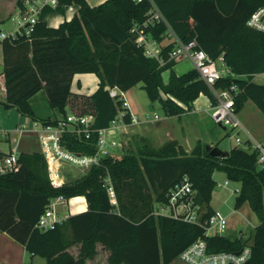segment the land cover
<instances>
[{"label":"trees","instance_id":"obj_1","mask_svg":"<svg viewBox=\"0 0 264 264\" xmlns=\"http://www.w3.org/2000/svg\"><path fill=\"white\" fill-rule=\"evenodd\" d=\"M152 3L165 21L154 23L146 33L160 45L165 60L176 47L174 37L181 43L195 41L212 59L223 58L234 76L222 77L210 87L196 70L178 75L174 67L180 59L161 66L147 57L132 30L148 19ZM61 4L77 5L78 13L58 27L39 21L30 36L1 40L6 101L0 104L17 108L22 116L42 125H56L58 118L37 117L31 99L44 91L50 108L65 118L73 97L79 114L95 115V131L89 138L66 134L64 143L71 151L96 154L98 130L109 127L121 113L129 124L124 100L112 98L109 90L125 93L140 83L150 101L158 102L168 117L191 112L201 95L214 106L213 89L233 85L239 88L236 112L251 101L264 116V82H258L264 80V32L247 25L264 7V0H106L96 7L86 0H61ZM82 73L99 79L91 96L71 91L75 75ZM6 156L0 152V162ZM18 156L16 170L3 172L0 167V232L32 258L40 256L47 264H86L97 256L101 245L109 252L108 264H172L203 239L211 252H238L250 245V264H264V169L257 163L256 152L234 147L227 158H214L201 142L190 153L174 140L158 148L146 143L137 152L101 158L82 177L60 187L53 185L40 151ZM217 170L241 184L235 209L248 204L259 219L246 240L208 237L200 225L157 213L187 178L196 204L204 211L202 219H209L215 212L211 201ZM76 197L85 198V212L68 216L52 229L37 227L51 201ZM78 245L75 257L69 250Z\"/></svg>","mask_w":264,"mask_h":264},{"label":"built area","instance_id":"obj_2","mask_svg":"<svg viewBox=\"0 0 264 264\" xmlns=\"http://www.w3.org/2000/svg\"><path fill=\"white\" fill-rule=\"evenodd\" d=\"M141 2L143 0H137ZM151 1V0H149ZM63 6L61 0H20L14 17V29L10 32L0 30V40L5 38H17L21 36H30L40 21V15L45 8H57ZM68 10H72L73 6H65ZM165 21L162 14L152 3V10L148 15V19L141 25H136L132 32L136 33V44L143 48L145 55L154 58L164 66L168 61L187 59L192 63L193 70H196L206 84L212 87L220 78L234 76L232 71L226 67L223 58L218 60L212 59L205 51L197 47L195 41L189 43H181L176 37L175 49L170 53L167 60L161 55L160 45L146 33V30L156 22ZM247 25L250 28L264 32V7L259 8L249 19ZM1 26V23H0ZM4 75L0 74V78ZM239 92V88L233 85L230 89L214 90L213 94L216 98V104L211 109L212 120L220 126H228L233 131L238 132L242 129V124L238 119L236 112L235 97ZM112 98L120 97L124 100V106L127 107L124 93L118 89H110ZM6 101L5 86L0 81V102ZM128 108V107H127ZM124 114L121 113L113 120L109 127L98 130L97 152L94 155H86L71 151L64 143V136L70 134H84L89 138L95 130L93 125L95 122L94 114H68L65 118L58 120L56 125H41L39 131V141L41 145V153L44 155L51 181L55 187L63 185V172L58 167L64 164L77 166L81 170L89 169L93 165H98L101 158L113 155L115 148V135L121 127L138 125L141 120L130 113L131 122H124ZM151 121H158L160 117L154 113L147 116ZM26 126H21L18 131L24 132ZM237 145H242L243 141L235 135ZM253 152L258 155L257 163L264 169V142H252ZM18 154L16 152L9 153L0 162L3 172H10L18 168ZM228 185V182L225 183ZM239 192V191H238ZM110 196L115 202L112 187L109 188ZM65 199L58 198L51 201L49 207L39 218L37 227L41 230H48L55 227L56 224L62 223L65 218L57 215L55 207L58 204H64ZM164 207L168 208L165 213ZM161 207L157 213L161 215H169L174 218H180L189 223L197 224L205 229L206 236L224 235L228 228L227 217L220 211H215L209 219H202V207L195 202V192L191 188L188 179L185 178L181 185L177 186L170 195L167 206ZM251 247L245 246L238 252H211L209 251L207 242L199 239L186 250H184L178 260L182 264H250Z\"/></svg>","mask_w":264,"mask_h":264},{"label":"rangeland","instance_id":"obj_3","mask_svg":"<svg viewBox=\"0 0 264 264\" xmlns=\"http://www.w3.org/2000/svg\"><path fill=\"white\" fill-rule=\"evenodd\" d=\"M87 3L96 7L106 0H86ZM74 9L79 8L77 5L73 6ZM63 10L65 8L66 12L68 8L65 6L59 7ZM47 14H54L55 9H48L44 11ZM9 18L5 23H2L0 30L3 32H10L14 29V17ZM1 40H0V55L1 53ZM190 67V62L186 59L180 65L179 70H186ZM74 80V87L78 88L77 82L78 79H81L80 88L83 90H92L96 87L98 82V77L93 73H82L78 75ZM169 77L168 71L163 73V78L165 82ZM258 82H264L263 79H259ZM200 98V99H199ZM197 101V108L199 112L193 114H186L180 117L166 116L162 106L156 102L152 103L143 88V84L140 83L131 90L126 92V100L129 104L132 105L135 110V116L141 120L140 124L133 125V130L129 133L132 135L131 140H126V138H120V141L115 138V151L113 156L121 157L129 152H137L143 145L149 143L153 147H160L168 141H172L171 138L180 140V142L187 148H194L198 142L206 145L213 144V147H218L223 151H229L234 147H240L245 149L243 145H237L235 135L236 132L233 131L228 126H220L216 124L210 113L201 111L202 104L204 99H208L207 96L201 95ZM195 101V102H196ZM34 106L36 112L40 117H45L47 114L52 113L50 108L46 93L41 92L34 100ZM10 109V108H9ZM0 111L3 114L8 112L2 104H0ZM156 113L160 119L158 121H151L147 116L153 115ZM6 118V115H4ZM141 128H146L144 132V137L141 140L139 139V130ZM242 135V134H241ZM243 136V135H242ZM147 137V138H146ZM176 141V140H174ZM178 142V141H177ZM179 143V142H178ZM193 150V149H192ZM191 150V151H192ZM63 170L65 171L68 180H76L82 177L87 169L81 170L77 166L71 164H64ZM214 180L216 181V188L213 193L211 206L215 211L222 212L228 220V228L225 231L224 235L228 236L231 239L242 237L243 239H248L254 233L255 228L259 225V219L254 212L250 209L249 205H244L241 209H235V199L238 196V191L240 190V182L232 181L227 178L225 172L221 170L215 171ZM228 182L226 186L225 183ZM84 198V197H83ZM56 212L59 217H63L68 210V204H58L56 207ZM165 213H168V208L164 207ZM80 246H75L71 249L74 255H78L80 252ZM98 257L92 259L91 264H108L106 259V250L101 248V245L97 246ZM47 264L46 260L40 256L32 257L30 254L27 258L19 262V264ZM0 264H3L0 262ZM87 264V262H86ZM172 264H182L178 259L175 260Z\"/></svg>","mask_w":264,"mask_h":264},{"label":"crops","instance_id":"obj_4","mask_svg":"<svg viewBox=\"0 0 264 264\" xmlns=\"http://www.w3.org/2000/svg\"><path fill=\"white\" fill-rule=\"evenodd\" d=\"M17 2L18 0H0L1 23H5L7 20H9V18L13 17V15L16 13V10H17ZM48 9H55L56 12H54V14L52 15L47 14L44 11ZM78 10L79 8L74 9V7L72 8V10H68L67 12L65 8H63V10H61V8L59 9V7L45 8L40 15V21L46 22L50 27H58L63 22L70 21L78 13ZM1 50H2V46H1ZM185 60L186 59H180L174 67V71L178 75H181L190 70H193L192 63L189 60L188 61L190 62V67L186 70L184 69L179 70L180 65ZM3 70L4 69H3V53H2L0 55V74L1 75L3 74ZM78 75L79 74L75 75L73 79L72 88H71L72 93L74 95L91 96L98 88L99 79H98V82L95 88H93L92 90L85 91L82 88H80L81 79H78V82H77L78 88H75L73 85L75 78L79 77ZM0 81L4 85V76L0 78ZM41 92H39L37 95H35L31 99V105L37 117L40 119H46L49 117L52 119L53 118L61 119V116L59 115V113L53 109H52V113L47 114V116L45 117H40L37 114L33 100ZM124 98L126 100V92L124 93ZM126 103H127V107L130 113L135 115L136 112L133 109L132 105L129 104L127 100H126ZM197 107L198 106H197V101H196L193 104V110L186 114H193V113L199 112V109ZM212 107L213 105L210 99L209 98L204 99L201 111L210 113ZM67 111H68V114H72V113L79 114L77 107L73 106V97L69 101ZM4 115H6V118H4ZM237 115H238V119L240 120L242 124V129L236 132V136L242 139L243 141L242 145L245 146L244 150L248 152H253L252 145H251L252 142H264V116L261 113V111L255 106V104L251 101L246 102L243 109ZM23 125L26 126L27 130L21 133L18 131V129ZM41 125H42L41 122H36L31 118L22 116L18 112L17 108L8 109V112H6V114H3V112L0 111V152L5 153L7 155L11 152H16L18 155L20 153H33L37 151L41 152V145L39 141V131H40ZM131 130H133V125L121 127L119 131L116 133L115 138H117V140L119 141L121 137L126 138V140H131L132 135H130L129 133ZM145 131H146V128H141L139 130L140 134L138 137L140 140L142 138H145L144 137ZM171 140L178 141L179 144L182 145L184 149L186 150V152L188 153H190L191 150L193 149V147L187 149L178 139L171 138ZM210 146L213 147V144H211ZM114 151H115V148L113 152ZM58 168L61 169L63 172V184L74 181V180H68L67 175L65 171L63 170V166H60ZM64 204H68L67 213L63 216V218L65 219L70 215H76L79 213H83L88 209V204L85 198L83 197H76L70 200H66ZM101 248L103 247L101 246ZM71 249L69 250V252L73 254ZM106 252H107L106 259H108L109 252L108 251ZM28 255L29 253L25 250L23 246L18 244L7 233L0 232V262H2L3 264H19V262L24 261ZM74 256L78 257V255H74ZM91 262L92 260H88L87 264H91ZM23 264H25V262H23Z\"/></svg>","mask_w":264,"mask_h":264},{"label":"water","instance_id":"obj_5","mask_svg":"<svg viewBox=\"0 0 264 264\" xmlns=\"http://www.w3.org/2000/svg\"><path fill=\"white\" fill-rule=\"evenodd\" d=\"M205 149L214 158H227L229 156L228 151H223L218 147H212L210 145H206Z\"/></svg>","mask_w":264,"mask_h":264}]
</instances>
